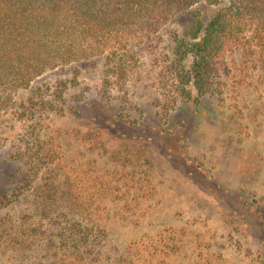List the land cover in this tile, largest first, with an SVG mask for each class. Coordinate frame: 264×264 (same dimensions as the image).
<instances>
[{"label":"rangeland","instance_id":"rangeland-1","mask_svg":"<svg viewBox=\"0 0 264 264\" xmlns=\"http://www.w3.org/2000/svg\"><path fill=\"white\" fill-rule=\"evenodd\" d=\"M230 4L199 2L123 51L121 86L105 59L47 70L8 94L0 112V264H264V59L226 53L222 96L179 102L164 118L158 72L176 40L190 39ZM191 59L186 69H190ZM49 101L61 158L20 189L11 143L27 123L17 105ZM73 224L101 244L63 239Z\"/></svg>","mask_w":264,"mask_h":264},{"label":"trees","instance_id":"trees-1","mask_svg":"<svg viewBox=\"0 0 264 264\" xmlns=\"http://www.w3.org/2000/svg\"><path fill=\"white\" fill-rule=\"evenodd\" d=\"M202 1L221 0H0V112L8 107V94L27 89L47 70L76 62L105 59L106 73L123 88L129 70L122 53L128 44L156 34L172 16ZM229 1L207 25L196 19L190 39L176 37L173 54L163 59L158 92L164 118L179 102L193 99L191 84L196 103L223 95L229 50L244 48L264 59V0ZM62 111L45 100L15 107L14 116L27 125L11 143L9 159L17 164L24 192L62 156L47 124L49 114ZM5 147L0 138V150ZM100 234L73 224L63 239L77 248L95 246L103 242Z\"/></svg>","mask_w":264,"mask_h":264}]
</instances>
